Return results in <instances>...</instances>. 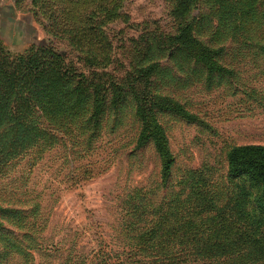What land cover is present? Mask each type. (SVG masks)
<instances>
[{"label": "rangeland", "instance_id": "rangeland-1", "mask_svg": "<svg viewBox=\"0 0 264 264\" xmlns=\"http://www.w3.org/2000/svg\"><path fill=\"white\" fill-rule=\"evenodd\" d=\"M0 1L7 57L48 50L62 62L59 92L82 90L68 111L71 103L48 101L28 149L17 140L5 148L10 126L0 119V198L15 209L0 218V264L127 260L123 227H147L173 196L154 147L137 144L138 102L164 130L174 191L221 192L228 152L264 146V0ZM187 24L226 71L209 74L192 53L167 47ZM111 84L123 88L115 106ZM95 86L105 105L93 124Z\"/></svg>", "mask_w": 264, "mask_h": 264}, {"label": "trees", "instance_id": "trees-1", "mask_svg": "<svg viewBox=\"0 0 264 264\" xmlns=\"http://www.w3.org/2000/svg\"><path fill=\"white\" fill-rule=\"evenodd\" d=\"M167 47L192 53L209 74L226 71L216 62L217 52L194 37L191 24L170 38ZM153 68L156 66H148L144 71L150 73ZM64 83L67 82L62 62L56 54L44 50L11 59L0 46V119L6 118L4 122L10 126L8 134L11 135L7 150L16 140L21 150L30 148L31 130L35 131L34 136L40 137L35 128L41 125V114L49 113L45 108L49 100L54 98L52 105L60 107L64 101L71 103L67 111L71 110L70 106L76 107L77 95L82 90L75 87L61 93L57 86ZM111 85V104L115 106L122 99L123 88ZM100 89V86L93 88L89 118L94 120L93 124L105 105V94ZM137 116L141 121L137 144L154 147L160 160L161 187H168L173 194L166 204L168 209L147 227L140 223L123 227L127 260L98 256L92 262L67 259L63 264H264V146L244 145L228 152L225 180L229 187L227 183L222 193L215 186L188 188V191L180 187L174 191L169 186L174 160L164 130L152 108L147 109L140 102ZM14 131H21V136H15ZM3 151L2 148L0 154ZM1 203L0 198V218L15 210L2 207ZM34 206L36 215L38 205Z\"/></svg>", "mask_w": 264, "mask_h": 264}, {"label": "crops", "instance_id": "crops-1", "mask_svg": "<svg viewBox=\"0 0 264 264\" xmlns=\"http://www.w3.org/2000/svg\"><path fill=\"white\" fill-rule=\"evenodd\" d=\"M6 1H9L10 3H12V6H13L14 9H15V4H16V3H15L14 0H6ZM0 6H1V7H2V6L4 7V6H6V5L2 4L1 1H0Z\"/></svg>", "mask_w": 264, "mask_h": 264}]
</instances>
